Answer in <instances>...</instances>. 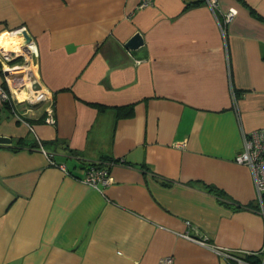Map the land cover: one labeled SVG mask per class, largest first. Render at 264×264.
Returning <instances> with one entry per match:
<instances>
[{
  "label": "crops",
  "instance_id": "obj_1",
  "mask_svg": "<svg viewBox=\"0 0 264 264\" xmlns=\"http://www.w3.org/2000/svg\"><path fill=\"white\" fill-rule=\"evenodd\" d=\"M139 3L0 0V83L27 31L54 110L0 104V264H264V196L235 162L264 127V0Z\"/></svg>",
  "mask_w": 264,
  "mask_h": 264
},
{
  "label": "built area",
  "instance_id": "obj_2",
  "mask_svg": "<svg viewBox=\"0 0 264 264\" xmlns=\"http://www.w3.org/2000/svg\"><path fill=\"white\" fill-rule=\"evenodd\" d=\"M206 2L210 9L212 11H215V9L217 8L218 0H206ZM152 3L153 0H140L138 6L142 9L152 5ZM232 18L233 13L229 12L225 14L223 22H219V26L223 35L225 33V24L230 23ZM23 50V52H21L24 59L23 61H21L22 63L11 65V63L13 61H16L18 58L16 53L7 55L5 58L7 61L4 59L6 63H4L5 61L2 62V69L5 74V82L6 86L8 87V92L3 88V85L0 84V104L9 103L11 102L12 96L14 98L16 97L14 90H20V88L24 84V77H21L22 74H28L30 77L26 80H30L29 82L31 83V85L37 86V91L33 93V101L37 104H43L45 102L48 103V107L44 112V122L47 125H52L54 123V110L51 105V97L49 96L47 91L42 90L37 78L33 73V70H30V68L28 67L30 62L28 56L33 59V55H31V53H33L32 48H24ZM0 59L3 60V56ZM21 79L23 80L21 81ZM233 99V101L235 102V98ZM30 103H32V100H30ZM48 159L49 163L66 172L65 168L62 165H57L53 161L52 154L48 153ZM235 162L237 164L246 166L250 170L257 193L259 195L260 202H262V196H264V127L252 131L241 130V149L235 156ZM106 176V170L99 169L97 166L92 165L88 168L83 182L91 188L98 189V185L105 182ZM224 256L229 260H233L235 264H252L229 253H224Z\"/></svg>",
  "mask_w": 264,
  "mask_h": 264
},
{
  "label": "rangeland",
  "instance_id": "obj_3",
  "mask_svg": "<svg viewBox=\"0 0 264 264\" xmlns=\"http://www.w3.org/2000/svg\"><path fill=\"white\" fill-rule=\"evenodd\" d=\"M15 41V40H14ZM2 42L4 43L5 41L4 40H2ZM8 43V42H7ZM11 46H13V45H11ZM11 48V47H10ZM8 50H10L9 48H8ZM24 51V50H23ZM22 51V52H23ZM28 58H29V65H28V67L30 68V70H34L35 71V68H33L34 66H35V64H36V61L34 60V59H32V58H30L29 56H28ZM24 59H19V60H16V61H13L12 63H11V65L12 64H20V63H22L21 61H23ZM35 63V64H34ZM25 67V66H24ZM23 67V68H24ZM25 69V68H24ZM34 76V75H33ZM21 77H24V84H23V86L20 88V90H14V93L17 95V97H20V95L22 96V98H26V99H31L32 100V104L31 105H35L36 104V102H34L33 100H34V92H36L37 91V86H33V85H31V83L29 82V81H27L26 79H29V75L28 74H22V76ZM20 79V78H19ZM23 79H21V81H22ZM11 81V80H10ZM21 85V84H20ZM37 85V84H36ZM41 87V86H40ZM47 107H48V103L47 102H45V103H43V105L40 107V109L39 110H37V111H31V112H29V116H41L45 111H46V109H47Z\"/></svg>",
  "mask_w": 264,
  "mask_h": 264
},
{
  "label": "water",
  "instance_id": "obj_4",
  "mask_svg": "<svg viewBox=\"0 0 264 264\" xmlns=\"http://www.w3.org/2000/svg\"><path fill=\"white\" fill-rule=\"evenodd\" d=\"M21 37L24 40L23 41V47L25 49L26 48L28 49L29 47L31 48L33 42H32L31 36L27 33V31H22ZM142 46H143V38L138 33L125 43V48L128 51H137ZM38 105H40V103L39 104L36 103L34 106H38ZM10 143H11V140L9 138L0 137V145H6V144H10Z\"/></svg>",
  "mask_w": 264,
  "mask_h": 264
},
{
  "label": "bare ground",
  "instance_id": "obj_5",
  "mask_svg": "<svg viewBox=\"0 0 264 264\" xmlns=\"http://www.w3.org/2000/svg\"><path fill=\"white\" fill-rule=\"evenodd\" d=\"M14 40V39H13ZM18 41V40H17ZM9 44H12L13 46H11V48L9 47V49H12L13 51H19V47L17 46V44L15 43V41H11L9 42ZM8 44V45H9ZM8 48V47H7Z\"/></svg>",
  "mask_w": 264,
  "mask_h": 264
},
{
  "label": "flooded vegetation",
  "instance_id": "obj_6",
  "mask_svg": "<svg viewBox=\"0 0 264 264\" xmlns=\"http://www.w3.org/2000/svg\"><path fill=\"white\" fill-rule=\"evenodd\" d=\"M31 55H33V53H31ZM33 57V56H32ZM23 59V57H22V54H21V56L20 57H18L17 58V60H19V59ZM1 67H2V65H1ZM0 84H5V86L3 87L7 92H8V87L6 86V82H5V79H4V81L2 82V83H0ZM2 104H7V103H2Z\"/></svg>",
  "mask_w": 264,
  "mask_h": 264
},
{
  "label": "trees",
  "instance_id": "obj_7",
  "mask_svg": "<svg viewBox=\"0 0 264 264\" xmlns=\"http://www.w3.org/2000/svg\"><path fill=\"white\" fill-rule=\"evenodd\" d=\"M217 194H219V195H220L221 193H218V192H217Z\"/></svg>",
  "mask_w": 264,
  "mask_h": 264
}]
</instances>
